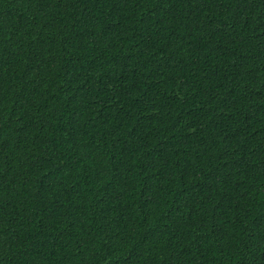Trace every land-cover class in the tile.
Masks as SVG:
<instances>
[{
    "label": "trees",
    "instance_id": "trees-1",
    "mask_svg": "<svg viewBox=\"0 0 264 264\" xmlns=\"http://www.w3.org/2000/svg\"><path fill=\"white\" fill-rule=\"evenodd\" d=\"M0 264H264V0H0Z\"/></svg>",
    "mask_w": 264,
    "mask_h": 264
}]
</instances>
